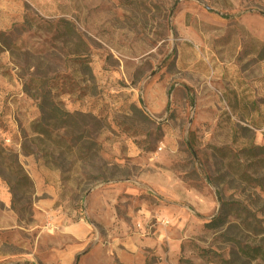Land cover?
<instances>
[{"label": "rangeland", "instance_id": "obj_1", "mask_svg": "<svg viewBox=\"0 0 264 264\" xmlns=\"http://www.w3.org/2000/svg\"><path fill=\"white\" fill-rule=\"evenodd\" d=\"M256 245L264 0H0V264Z\"/></svg>", "mask_w": 264, "mask_h": 264}, {"label": "trees", "instance_id": "obj_2", "mask_svg": "<svg viewBox=\"0 0 264 264\" xmlns=\"http://www.w3.org/2000/svg\"><path fill=\"white\" fill-rule=\"evenodd\" d=\"M43 108L42 106H40V109ZM57 114H62L63 116H67L66 113H62L58 110H56L55 108H51V110L49 111V117L50 118H56L58 115ZM263 150V149H262ZM225 210V203L222 204V211ZM219 220L221 221V224H218L217 226H221L222 223L224 222V220L222 219V217H220L219 219L217 218L216 221ZM216 221H212L210 223L209 226H213L216 225ZM237 255L242 258V259H246L248 261H260L261 263L264 264V248H262L259 245L253 246V247H243V248H239L237 247Z\"/></svg>", "mask_w": 264, "mask_h": 264}]
</instances>
